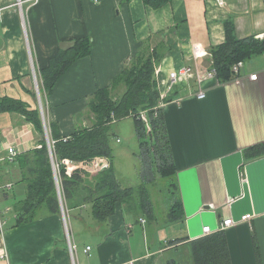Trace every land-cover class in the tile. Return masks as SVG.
<instances>
[{
	"label": "crops",
	"instance_id": "crops-1",
	"mask_svg": "<svg viewBox=\"0 0 264 264\" xmlns=\"http://www.w3.org/2000/svg\"><path fill=\"white\" fill-rule=\"evenodd\" d=\"M16 2L0 0V99L30 110H39L38 98L45 100L44 118L61 137L93 124L88 100L110 87L141 47L159 50L154 80L165 104L159 114L173 170L168 193L171 207L180 204L182 219L160 236L154 195H148L152 213L144 217L136 194L134 208L117 204L103 223L92 218L88 205L64 207L60 200V213L43 208L31 223L15 226L12 208L26 193L17 157L39 149L41 135L22 114L0 112V209L12 212L0 235V253L7 254L0 264H194L191 243L205 237L202 228L244 214L255 216L224 232L230 264H264V152L256 151L264 145V54L243 62L239 82L216 74L199 83L193 75L168 90L171 72L213 68L209 52L225 42L227 25L238 39L263 34L264 0H172L158 8L143 0H40L22 8ZM82 38L90 39V56L76 61L41 100L42 70ZM196 45L205 56L194 59ZM201 90L204 99L196 97ZM8 148L17 152L12 163L6 161ZM100 163L64 165L67 173L85 169L95 176ZM82 226L86 234L77 247L69 229Z\"/></svg>",
	"mask_w": 264,
	"mask_h": 264
},
{
	"label": "trees",
	"instance_id": "trees-1",
	"mask_svg": "<svg viewBox=\"0 0 264 264\" xmlns=\"http://www.w3.org/2000/svg\"><path fill=\"white\" fill-rule=\"evenodd\" d=\"M169 1L172 0H143L152 8H158ZM209 53L217 77L222 81H228L233 76L234 64L264 54V42L253 37L238 39L227 25L225 42L211 48ZM90 54L91 42L88 38L75 39L68 48L60 50L41 73L45 98L51 94L58 79L76 61ZM160 59L159 50L150 51L141 47L129 64L112 79L110 87L99 89L88 100V111L95 116L90 127L79 128L71 137L65 138L61 137L54 123L45 120L49 139L54 142L51 146L53 164L39 110H30L19 101L0 99V112L22 114L41 135L39 149L17 157L18 163L21 164L26 193L22 201L13 205L15 226L31 223L43 208L51 214L60 213V200L64 207L88 205L92 218L99 223L106 222L114 215L117 204L125 205L129 209L134 208L136 194L141 200L139 206L142 212L148 215L152 213L148 196L120 186L110 162L112 152L110 141L114 137L111 126L116 121L124 118L133 119L139 135L144 133L146 127L149 129L148 136L154 142L161 177L168 179L173 173L161 114L154 118L153 112H150L160 102L154 80V72ZM120 86L124 88L123 93L119 97H114L113 92ZM142 111L149 112L148 125L139 120L138 116ZM256 149L257 152H264V145ZM68 161L81 162L84 166L101 161L103 166L101 165V170L95 176H90L85 169L67 173L64 164ZM181 219V206L174 204L169 210L167 224H175ZM191 247L194 264H230L224 232L195 240Z\"/></svg>",
	"mask_w": 264,
	"mask_h": 264
},
{
	"label": "rangeland",
	"instance_id": "rangeland-1",
	"mask_svg": "<svg viewBox=\"0 0 264 264\" xmlns=\"http://www.w3.org/2000/svg\"><path fill=\"white\" fill-rule=\"evenodd\" d=\"M123 90V88L117 89L113 92V96L119 97ZM38 94L43 100L44 94L41 93L40 86ZM85 123H89V121L85 120ZM111 131L114 137L110 141L112 150L110 162L120 186L123 189L136 188V192L145 196L153 194L154 197L150 202L153 203L159 227L163 224V228L160 227V236L169 230H173L177 224H167L166 220V215L169 213L173 201L172 195L168 193L169 180L161 177L159 173V161L155 156V151H153L154 142L148 136L150 134L149 129L146 127L144 133L142 132V135H139L133 119L124 118L116 121L112 125ZM115 139H119V142L116 143ZM1 209V211H5L4 207H1ZM6 216L10 219L12 212ZM143 216L146 217V214H143ZM152 225L154 226L155 223ZM69 232L70 240L76 243V246H79V238L84 242V235L86 234L84 226L75 232L69 229Z\"/></svg>",
	"mask_w": 264,
	"mask_h": 264
},
{
	"label": "built area",
	"instance_id": "built-area-1",
	"mask_svg": "<svg viewBox=\"0 0 264 264\" xmlns=\"http://www.w3.org/2000/svg\"><path fill=\"white\" fill-rule=\"evenodd\" d=\"M40 0H17L16 5L20 8H22V5L24 2H29L30 5H35L39 2ZM96 1V0H94ZM218 2H220V0H217ZM256 40L264 42V33L263 34H259L255 37ZM192 56L194 57V59L200 58L205 56V51L203 50V48H201V46L196 45L193 46L192 48ZM243 62H238L236 64H234L232 66V73L234 75L233 80L235 82H239V70L242 67ZM193 75L196 77L197 81L200 83L202 82V79L204 78H213L214 76H216V71L214 68L210 69L207 72H203V70L196 68L195 69V74L192 72V69L189 67H183L181 69H179L178 71H174L171 72L169 74V86H168V90L171 89L172 85H174L176 82L181 81V80H187L188 78L193 77ZM258 77L257 74H252L249 78L251 80H256ZM206 96L204 91H199L196 94V97L198 99H204ZM163 96L160 97V102L154 107L152 108V110L150 112H153V116L154 118H156L160 112V110L163 108L164 101H163ZM139 120L146 123L148 125L150 118H149V112L147 111H142L139 113ZM46 124V123H45ZM45 131V130H44ZM46 131H47V127H46ZM48 132V131H47ZM119 142V140H117V143ZM54 144V142L50 141L48 142V149L50 151V156H51V146ZM17 156V152L13 149V148H8L7 150V157H6V161L9 163L14 162L15 158ZM102 162L100 163V169L102 168ZM9 209L5 210V211H1L0 210V235H3L4 232V226L6 224L5 221V216L9 213L8 212ZM254 214H244L242 215L239 219L235 220L233 218H226L224 220H222L221 222H219L217 224V226L215 228H211L210 226H205L202 228V234L204 236L207 235H212L214 233H218V232H225L226 230H228L229 228L232 227H236L238 225L241 224H245V223H249L253 218H254ZM90 248L87 247L85 252H87ZM75 251V247L74 245L70 244V252L71 254H73V252ZM0 259L3 261H7V254H6V250L4 249L3 251H1L0 253ZM8 264V263H6Z\"/></svg>",
	"mask_w": 264,
	"mask_h": 264
},
{
	"label": "water",
	"instance_id": "water-1",
	"mask_svg": "<svg viewBox=\"0 0 264 264\" xmlns=\"http://www.w3.org/2000/svg\"><path fill=\"white\" fill-rule=\"evenodd\" d=\"M38 108H39V112H40V115H41V118H42V122H43V126H44V135H45V139H46V144H47V147H48V142H49V136H48V132L46 131V124H45V118H44V113H43V107H42V103L40 101V99L38 98ZM51 157V161H52V164H53V160H52V155L50 156ZM207 209V208H206Z\"/></svg>",
	"mask_w": 264,
	"mask_h": 264
}]
</instances>
